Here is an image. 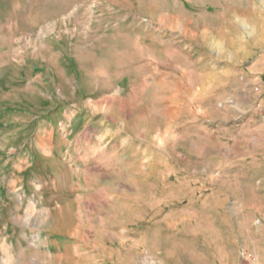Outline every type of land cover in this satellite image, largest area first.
Returning a JSON list of instances; mask_svg holds the SVG:
<instances>
[{
    "label": "rangeland",
    "instance_id": "374dc122",
    "mask_svg": "<svg viewBox=\"0 0 264 264\" xmlns=\"http://www.w3.org/2000/svg\"><path fill=\"white\" fill-rule=\"evenodd\" d=\"M0 264H264V0H0Z\"/></svg>",
    "mask_w": 264,
    "mask_h": 264
}]
</instances>
